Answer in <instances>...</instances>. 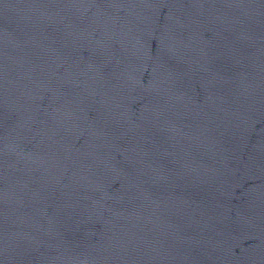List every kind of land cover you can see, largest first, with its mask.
<instances>
[{"label": "water", "instance_id": "1", "mask_svg": "<svg viewBox=\"0 0 264 264\" xmlns=\"http://www.w3.org/2000/svg\"><path fill=\"white\" fill-rule=\"evenodd\" d=\"M0 264H190L105 0H0Z\"/></svg>", "mask_w": 264, "mask_h": 264}]
</instances>
